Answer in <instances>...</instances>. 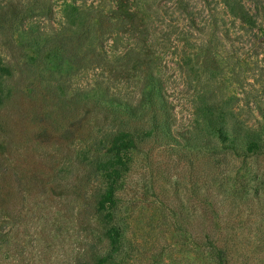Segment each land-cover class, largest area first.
<instances>
[{
	"label": "rangeland",
	"instance_id": "obj_1",
	"mask_svg": "<svg viewBox=\"0 0 264 264\" xmlns=\"http://www.w3.org/2000/svg\"><path fill=\"white\" fill-rule=\"evenodd\" d=\"M8 2L13 10L14 6L19 12L26 10L27 16L37 3L0 0V6ZM51 4V20L28 17L23 27L9 31L8 38L16 45L13 51L25 48L35 56L33 30L59 32L71 23L73 7L102 11L103 16L97 13L90 22L100 20L104 26L95 28L81 46L77 41L84 31L82 23L76 24L78 35L71 44L76 57L42 63L44 76L23 80L2 114L7 119L5 129H0V161L6 160L11 169L4 184L14 187L7 195L14 197L11 208L21 224L17 230L21 234L32 224H46L45 264H84L91 237L99 234L92 231L99 227L93 212L81 214L98 181L86 188L74 168L66 172L64 192L54 191L52 167L76 151L90 149L99 130L96 125L108 123L106 116L113 118L104 107L121 111L125 103L138 101L141 71L136 63L125 66L117 61L127 52L133 62L141 54L154 65L173 108L174 131L186 137L178 136V145L153 143L137 154L120 207L125 231L117 264H210L206 249L198 246L206 242V234L224 237L234 230L245 242L247 232L264 229L259 217L264 208L251 213L244 205L232 208L224 197L216 196L218 186L243 191L242 177L251 171L260 173L264 189V156L244 164L241 158L225 156L220 147L212 153L185 143L211 136L202 126L206 116L225 118L229 126L241 130H257L264 123V0H51ZM0 46L2 56L12 54L7 44ZM86 55L88 65L82 66L79 59ZM86 92L90 94L84 100ZM76 96L79 103L73 114H62L59 109ZM261 196L264 202V190ZM1 215L6 216L3 211Z\"/></svg>",
	"mask_w": 264,
	"mask_h": 264
},
{
	"label": "trees",
	"instance_id": "obj_2",
	"mask_svg": "<svg viewBox=\"0 0 264 264\" xmlns=\"http://www.w3.org/2000/svg\"><path fill=\"white\" fill-rule=\"evenodd\" d=\"M36 1L29 16L26 10L17 11L18 6H14L13 10L11 2L0 6V45L7 44L12 53L9 56L0 54V118L2 119L0 129H5L4 120L7 119L2 117V114L13 103L14 94L21 90L23 80L26 81L30 77L35 78L38 74L44 76L45 65L42 63L48 60L63 61L67 57L70 58L69 55L76 57V54H73L76 49L71 45L78 35L76 24L82 23V31H84L77 41L81 46L88 40L95 28L99 29L98 26L100 28L104 26L100 20L94 24L90 22L91 17H95L97 13H100V17L103 16L102 11L87 12L80 10L79 6L73 7L74 11L69 16L71 23L66 24V27L59 32L44 34L39 29L33 30L30 43L35 56L30 55L25 48L20 53L13 51L16 45L8 38V33L13 27L20 25L23 27L28 17L37 20H51L53 17L51 0ZM22 13H24L23 20L17 24L16 18H19ZM110 27L111 24H109ZM74 28L75 30H72ZM104 38L105 34L102 32L99 36L101 46H104ZM131 56L132 53L127 52L117 61L123 62L125 66L136 63L141 71L143 80L139 89L138 101L135 104L125 103L121 111L104 107L112 113L113 118L109 119L106 116L104 121H109L108 123L96 125L99 130L94 135L90 149L76 151L73 155L63 158L62 164L58 162L52 167L55 172L51 176V182L55 183L54 191L64 192V189L68 187L66 172H72L69 170L74 168L81 173L86 188L98 181V186L90 197L89 204L84 203L87 209L81 212V214L93 212L92 216L96 218L95 223L99 225V227L94 226L96 229L92 230L99 234L91 237L88 251L84 253V260H86L84 264H117V259L123 251L125 231L120 207L129 176L135 167L137 154L143 147L153 143L166 146L178 145L180 140L177 137L183 136L174 131L173 108L164 92L162 78L153 71L154 65L141 54H138L139 58L135 62L131 60ZM87 61L88 55L79 59L82 66H87ZM59 66L62 67V62ZM89 94V92L84 93V100ZM76 99L77 96L64 101L65 105L59 109L62 114H73L72 111L79 103ZM49 113L48 118L53 116L51 111ZM202 126L211 136L206 140L202 138L185 139L188 148L195 150L206 148L212 153L221 149L225 156L230 154L234 158H241L244 164L249 159L264 156V123L257 130H241L229 126L225 118L206 116ZM4 161H0V264H45L47 253L42 243L45 244L48 235L46 224L36 223V226L32 224L21 231V234L17 230L21 224L15 209L11 208L14 197L7 195V191H12L14 187L5 188L4 184L5 177L10 175L11 169L6 160ZM247 175L246 178L242 177L243 191L240 188L233 190L218 186L216 196L224 197V202L229 203L232 208L244 205L253 213L255 208H264L261 196V191L264 189L261 187L263 184H261L262 178L259 172L251 171ZM85 200L87 201L86 194L83 202H86ZM251 204L256 207L251 208ZM9 209L12 212H8ZM2 211L5 217L1 215ZM252 216L253 214H250V217ZM259 217L264 227V211L260 212ZM87 220L88 218L85 217L84 222L86 223ZM24 226L26 227L27 224ZM245 237L247 240L242 242L239 240V233L234 230L224 233V237L219 234H206L204 237L206 242L198 246L206 249L207 260L210 264H264V229L249 231ZM260 255L263 257L260 258Z\"/></svg>",
	"mask_w": 264,
	"mask_h": 264
}]
</instances>
